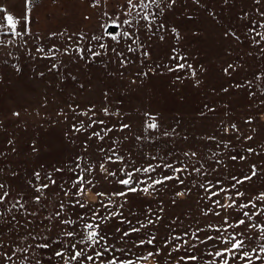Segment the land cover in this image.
<instances>
[{
    "label": "snow or ice",
    "instance_id": "6c2138e0",
    "mask_svg": "<svg viewBox=\"0 0 264 264\" xmlns=\"http://www.w3.org/2000/svg\"><path fill=\"white\" fill-rule=\"evenodd\" d=\"M38 2L25 0V7L30 12ZM101 2L107 4L108 0H96L94 6H99ZM192 2L199 4L200 0ZM176 3L177 0H124L121 15L102 13L111 23L102 24L100 34L88 36L83 32L72 33L67 36L71 43L66 44L62 52L59 47L46 52L45 47L39 44L35 52L43 54L41 59L55 60L56 57L50 56L49 52H57L71 57L73 63L81 60L87 64V57L94 62L95 58L108 56L109 44L101 43L107 35L115 42L110 51L119 59L121 69L132 63L123 49H117L121 40H125L130 41L127 53H138L136 58L148 69L137 72L136 76L156 74L162 66L156 64L153 67L147 63L150 45L141 40L138 33H150L147 39L151 40L160 32L158 39L163 41L165 36L162 30L166 21L161 17L165 8H171ZM224 3H228V0H224ZM253 3L264 7L262 0H253ZM256 13L260 19L248 28V35L253 44L259 46L264 41V32L257 29L264 28V11L257 7ZM246 16L247 13L241 19ZM25 20H28L27 14ZM20 24L21 20L0 8V35L10 33L27 45L24 35L29 33L27 29L18 31ZM170 31L177 39L180 38L175 27ZM230 34L239 40L235 32ZM51 35L64 37L66 32ZM73 36L77 37L74 41ZM93 41L103 52L90 46ZM173 51L176 55L170 59L176 63L174 66L163 65L167 71L182 72L185 68H192L191 64L180 62L186 61V56L177 49ZM260 52L264 53V47L260 48ZM27 54L36 59L32 52ZM63 68L64 63L58 61L51 65L49 71L57 69L62 72ZM230 69L235 71L231 63L224 68L225 75H231ZM124 75V71L119 72L120 77ZM191 75L195 77L196 72L192 71ZM67 78V75L61 76L62 81ZM71 79L75 80L76 77L71 76ZM130 83L136 84L137 80L133 78ZM196 84L198 86L199 81ZM247 86L250 88L251 81L247 82ZM83 87L81 84L80 88ZM234 87L245 85L237 83ZM221 90L228 92L229 89ZM249 94L255 95L253 92ZM103 98L104 104L99 111L94 104L83 110H78L80 105H68L75 117L87 118V121L70 124L69 132L65 133L66 136L71 133L88 134L82 141L83 154L78 153L70 161L58 162L50 168L40 165L39 170L33 171L32 178L25 181L31 192L24 188L12 189L0 181V205L11 201L6 208L11 218L0 220V227L10 226L0 232V264H160L157 259L160 257L164 264H264V186H256V181L264 180V163L251 162L247 172L235 171L237 163L243 165L248 159L243 153L255 156L264 153L250 145L238 152L230 139H218L215 135L205 139L215 141L217 149L221 146L226 149V159L223 158V151L209 149L208 145H205L207 150H198L194 145L178 150L175 143L180 133L176 127L162 130L157 116L144 113L145 120L138 134L132 130L131 122L124 121L125 113L119 108H111L109 91L103 93ZM260 103L264 104V100ZM208 111L215 110L208 108ZM60 114L67 119V113L61 111ZM13 115L18 117L20 114L14 112ZM200 115L206 114L201 112ZM99 116L114 117L116 122L97 118ZM246 123L251 124L252 121L249 119ZM230 129L239 132L237 125L232 124L230 128L224 127L223 133L227 135ZM182 139L187 141V135ZM235 139L239 140L240 136H235ZM244 139L250 141L253 136ZM93 140L97 142L96 148L89 151ZM146 147L150 150L145 151ZM32 150L37 151L35 145ZM68 173L72 174L71 177ZM12 175L18 174L13 172ZM98 175L101 178L98 179ZM104 184L115 187L105 188ZM53 187L55 190L49 191ZM170 188L174 190L169 201L171 205L177 204V198H187L193 189L197 190L196 203L200 206V215L213 219L203 225L199 219H193L191 224L184 226L183 220L176 216L162 224L166 217L165 202L160 199V193ZM51 196L59 197L55 210L40 218L50 206L46 201ZM32 204L36 207L29 208ZM13 210L20 213L23 222L17 219ZM5 216L6 213L0 211V218ZM31 225L41 231L33 233L29 229ZM20 227L25 229V236L17 234L12 241L3 239L10 232L18 233ZM161 227L165 232L158 235ZM29 239L44 242L28 243ZM38 249L51 251L46 258H41Z\"/></svg>",
    "mask_w": 264,
    "mask_h": 264
},
{
    "label": "rangeland",
    "instance_id": "374dc122",
    "mask_svg": "<svg viewBox=\"0 0 264 264\" xmlns=\"http://www.w3.org/2000/svg\"><path fill=\"white\" fill-rule=\"evenodd\" d=\"M95 2L96 0H39L32 6L33 20L28 24L25 15L27 14L29 19V11L25 7V0H0V8L20 19L22 31L27 29L29 33L24 35L27 45H24L19 37H12L10 33L0 35V42H3L0 43V169H3L0 171V181L10 185L12 189L24 188L31 192L25 181L32 178L33 171L39 170L40 165L50 168L58 162L70 161L78 153L83 154L82 141L88 134L71 133L66 136L65 133L69 132L70 124H78L80 120L87 121V118L75 117L68 105H80L78 110H83L94 104L99 111L104 104L105 91H109L111 108H119L125 113L124 121L131 122L134 132H141L145 120L144 113L157 116L162 130L176 127L180 133L175 143L178 150L187 149L190 145H194L198 150H207L205 145H208L209 149L223 151V158L226 159V149L222 146L217 149L215 141L205 139L215 135L218 139H230L238 152L250 145L258 152L264 153V104L260 103L264 100V53L260 52L264 41H261L259 46L254 45L248 35V28L260 19L256 8L260 7V10L264 11V7L255 5L253 0H228V3H224V0H200L199 4H194L192 0H177L171 8H165L161 17L166 21L162 30L165 36L163 41L158 39L160 32L152 36L151 40L147 39L150 33H138L140 39L150 45L147 63L153 67L156 64L162 66L157 69L156 74L149 73L147 77L136 76L137 72L148 69L136 58L138 53H127V44L130 41L121 40L117 45V49H123L132 61L125 69L119 67V59L110 51L115 42L107 35L101 43L109 44V54L95 58L94 62L87 57V64L81 60L73 63L71 57L62 56L57 52H49L50 56L56 57L55 60L41 59L43 54L35 52L37 44L45 47L46 52L53 47H59L62 52L65 45L71 43L67 36L81 32L87 33L88 36L100 34L103 31L101 25L105 22L111 23L102 13L107 12L109 16L121 15L124 7V0H108L107 4L101 2L99 6H94ZM246 13L247 16L241 19ZM172 27L179 33V39L170 31ZM257 30L264 32V28ZM61 32H66V35H51ZM231 32H235L239 40L232 36ZM76 39L77 37L73 36V41ZM90 46L103 52L95 41ZM173 49L187 57L186 61L180 62L191 64V69L169 72L163 67L165 64L175 65L176 61L170 59L176 55ZM28 52H32L36 59L28 55ZM58 61L64 63L62 72L57 69L49 71L51 65ZM230 63L235 66V71L230 69L231 75H225L223 70ZM120 71L125 72L123 77L119 76ZM192 71L196 72L195 77L191 75ZM108 73L114 75L110 76ZM62 75H67L68 78L62 81ZM71 76L76 79L72 80ZM178 76L180 79H177ZM133 78L137 80L136 84L130 83ZM248 81H251L250 88L247 86ZM237 83L245 87H234ZM81 84L83 88H80ZM222 88L229 90L224 92ZM250 92L255 95L250 96ZM208 108L215 111H208ZM61 111L67 113V119L60 114ZM14 112L20 115L14 116ZM201 112L206 115L201 116ZM97 118L116 122L114 117ZM249 119L251 124L246 123ZM232 124L237 125L239 132L230 129L225 135L224 127L230 128ZM185 135L188 137L187 141L182 139ZM237 135L240 136L239 140L235 139ZM249 135L253 136V139L245 141L244 137ZM73 140L75 143H71ZM90 143L92 147L89 151H92L97 142L93 140ZM33 145L37 149L35 152L32 150ZM149 150L145 148V151ZM243 154L248 159L243 165L237 163L235 171L247 172L251 162L264 163V155L255 156L246 152ZM13 172L18 175L13 176ZM67 175L71 177L72 174ZM99 178L101 177L98 175ZM256 186H264V180L256 181ZM104 187L115 186L104 184ZM54 190L53 187L49 191ZM173 191L170 188L160 193V199L165 202L166 217L162 224L176 216L183 220L184 226L191 224L193 219H199L201 225L213 219L200 215V206L196 203L199 195L197 190L193 189L187 198H177V204L171 205L169 201ZM25 199L28 197L25 196ZM58 200L59 197L51 196L49 201H46L50 206L40 218L54 211ZM10 203L9 200L5 205H0V211L6 213L0 220L11 218V214L6 211ZM28 207L34 208L36 205ZM13 214L23 222L19 212L13 210ZM44 223L47 224L48 221ZM8 227L10 226L3 225L0 232ZM29 229L33 233L41 231L36 229L35 225L29 226ZM164 232L165 229L161 227L158 235H163ZM17 234L25 236V229L20 227L18 233L10 232L4 235L3 239L12 241ZM43 242L28 240V243ZM37 251L41 258H46L51 250ZM157 259L160 264H164L162 257Z\"/></svg>",
    "mask_w": 264,
    "mask_h": 264
},
{
    "label": "crops",
    "instance_id": "0c3cea01",
    "mask_svg": "<svg viewBox=\"0 0 264 264\" xmlns=\"http://www.w3.org/2000/svg\"><path fill=\"white\" fill-rule=\"evenodd\" d=\"M32 14H33V10L29 12V19H28V24H30V22H32L33 20V17H32ZM20 20V19H19ZM30 21V22H29ZM18 31H22V25H18V28H17ZM7 31V30H6Z\"/></svg>",
    "mask_w": 264,
    "mask_h": 264
}]
</instances>
